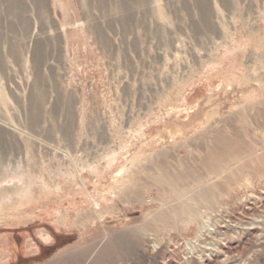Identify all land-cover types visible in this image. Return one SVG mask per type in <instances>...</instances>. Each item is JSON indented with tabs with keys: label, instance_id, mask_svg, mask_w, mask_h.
Segmentation results:
<instances>
[{
	"label": "rangeland",
	"instance_id": "374dc122",
	"mask_svg": "<svg viewBox=\"0 0 264 264\" xmlns=\"http://www.w3.org/2000/svg\"><path fill=\"white\" fill-rule=\"evenodd\" d=\"M0 264H264V0H0Z\"/></svg>",
	"mask_w": 264,
	"mask_h": 264
},
{
	"label": "bare ground",
	"instance_id": "6f19581e",
	"mask_svg": "<svg viewBox=\"0 0 264 264\" xmlns=\"http://www.w3.org/2000/svg\"><path fill=\"white\" fill-rule=\"evenodd\" d=\"M224 147V146H223ZM218 153L219 152H215L214 150H210V151H208L207 153H206V155H205V157L202 159V162L204 163V164H207L209 161H211L212 159H214V158H218L219 157V155H218ZM201 162V163H202ZM220 163V162H219ZM216 167V165L214 166V167H212V169L213 168H215ZM169 173V172H168ZM167 173V174H168ZM170 176V175H169ZM170 178V177H169ZM181 179H183V176L181 177ZM187 180V179H186ZM181 180H177V179H175V178H172V179H169V182H168V185L169 186H171L172 188H174V189H176L177 190V187L179 186L178 184H181V182H180ZM159 182H162V180L161 179H158V178H155V179H153V180H151V183H153V184H155L156 185V187L158 188V190L159 191H161L160 189H164V188H162L161 186H159V185H161ZM149 183H150V181H149ZM159 183V184H158ZM188 183V182H187ZM139 185V184H138ZM144 185V184H143ZM148 185V184H147ZM166 185V184H165ZM159 186V187H158ZM164 187V186H163ZM168 187V186H167ZM169 189V188H168ZM162 192V191H161ZM201 199H202V196L201 195H197V196H195L194 197V200L196 201V202H198V203H201ZM205 199V198H204ZM192 208V207H191ZM187 209L189 210L190 208L189 207H187ZM189 213V212H188Z\"/></svg>",
	"mask_w": 264,
	"mask_h": 264
}]
</instances>
